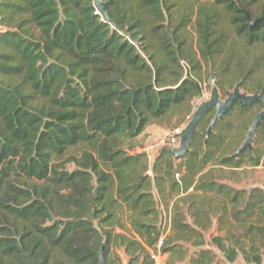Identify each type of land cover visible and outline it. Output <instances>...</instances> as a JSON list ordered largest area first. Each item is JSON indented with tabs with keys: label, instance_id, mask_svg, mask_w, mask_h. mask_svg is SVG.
<instances>
[{
	"label": "trees",
	"instance_id": "trees-1",
	"mask_svg": "<svg viewBox=\"0 0 264 264\" xmlns=\"http://www.w3.org/2000/svg\"><path fill=\"white\" fill-rule=\"evenodd\" d=\"M102 1L109 21L94 0H0V264H156L163 213L161 264H264V188L234 184L264 168V121L235 155L258 100L205 139L206 113L181 159L130 151L187 122L204 68L264 97V0Z\"/></svg>",
	"mask_w": 264,
	"mask_h": 264
},
{
	"label": "water",
	"instance_id": "water-1",
	"mask_svg": "<svg viewBox=\"0 0 264 264\" xmlns=\"http://www.w3.org/2000/svg\"><path fill=\"white\" fill-rule=\"evenodd\" d=\"M94 5L97 11L102 15V17L105 20L109 21L110 19L103 4V1L94 0ZM209 84H210V96L207 100L201 102L192 112L188 122L185 124L184 128L179 134V145L177 147H172L167 144L161 145L158 149V152L160 150L165 149L168 150L175 159L183 158L189 149L191 138L196 133L200 125V122L203 119V117L206 115V113H208L212 109L214 110V115L206 128L205 139L212 132V129L215 126V124L219 120L223 119L225 114H227L230 111V109L235 103H238L241 107H244L253 100H258L262 108L251 119V123L248 127L245 138L241 143V145L239 146V148L237 149V151L235 152V155L246 149L252 151L253 143L255 142L257 127L262 123V121H264V97L259 93L247 94L245 92H242L240 90V82H238L233 86L231 90H226L225 98L221 99L219 90L216 86L215 79L212 73L210 74L209 77ZM99 263L105 264L102 250L99 253Z\"/></svg>",
	"mask_w": 264,
	"mask_h": 264
},
{
	"label": "rangeland",
	"instance_id": "rangeland-1",
	"mask_svg": "<svg viewBox=\"0 0 264 264\" xmlns=\"http://www.w3.org/2000/svg\"><path fill=\"white\" fill-rule=\"evenodd\" d=\"M189 38L191 39V43L194 42V36H193V28L192 26L189 27ZM202 77L204 80V95L200 98L194 101V107H197L201 102L207 100L210 96V84H209V73L208 69L204 68L202 71ZM221 99L225 98V91L222 89H218ZM231 90V89H227ZM192 111V112H193ZM192 114V113H191ZM191 116V115H190ZM189 120V119H188ZM171 132L170 129L162 127L157 124H151L149 125L144 132L139 135L133 142L134 147L131 152H140L145 151L148 155L149 162L152 161L156 153L158 152V149L161 145L167 144V137L168 134ZM73 166L71 164L68 165V168H72ZM247 171V170H246ZM254 183H262L264 185V170L262 169H255L248 173H245L244 175L239 174V178L236 179V182L234 184L239 186H250ZM119 254L122 253V250H117Z\"/></svg>",
	"mask_w": 264,
	"mask_h": 264
},
{
	"label": "built area",
	"instance_id": "built-area-1",
	"mask_svg": "<svg viewBox=\"0 0 264 264\" xmlns=\"http://www.w3.org/2000/svg\"><path fill=\"white\" fill-rule=\"evenodd\" d=\"M203 95H204V89H203V92L201 93V95L198 98H196L194 101H196L197 99H200ZM194 101H193V107H194ZM189 118L190 117H188L187 119H189ZM187 122H188V120H187ZM185 124L181 125L180 127L176 128V129L171 130V132L168 134V137H167V145L172 146V147H177L179 145V134L181 133ZM147 173L151 174L150 171H147ZM168 231H169V216L166 215L165 213H163V220H162V224H161V235H160L157 243L155 244L154 249L150 250V257L152 260L155 261L156 264L163 263V260H162L163 255L160 254L159 249L162 246L163 239H164L165 235L168 233Z\"/></svg>",
	"mask_w": 264,
	"mask_h": 264
},
{
	"label": "crops",
	"instance_id": "crops-1",
	"mask_svg": "<svg viewBox=\"0 0 264 264\" xmlns=\"http://www.w3.org/2000/svg\"><path fill=\"white\" fill-rule=\"evenodd\" d=\"M256 169H262V170H264V168L261 167V166L256 167ZM257 184L260 185V186H262L264 188V185L262 183H257ZM120 256H121V259H122L123 263L125 264L127 258L125 256L124 252H122L120 254ZM165 259H166V255H163L162 260L164 261Z\"/></svg>",
	"mask_w": 264,
	"mask_h": 264
}]
</instances>
